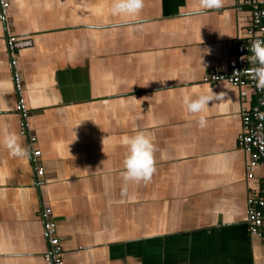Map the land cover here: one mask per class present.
<instances>
[{
  "label": "crops",
  "instance_id": "1",
  "mask_svg": "<svg viewBox=\"0 0 264 264\" xmlns=\"http://www.w3.org/2000/svg\"><path fill=\"white\" fill-rule=\"evenodd\" d=\"M7 1L0 82L10 90L0 124L40 150L43 174L37 184L29 157L0 144V264H45L43 206L64 264H264V244L246 224L247 194L263 168L246 178L239 90L203 81L210 68L230 69L249 11L235 0L206 12L194 11L198 0H144L139 17L122 19L111 0ZM6 28L31 41L15 49L31 145L20 133ZM209 89L228 105L212 104L201 128L182 98ZM137 131L154 136L148 183L121 175L120 142Z\"/></svg>",
  "mask_w": 264,
  "mask_h": 264
},
{
  "label": "built area",
  "instance_id": "2",
  "mask_svg": "<svg viewBox=\"0 0 264 264\" xmlns=\"http://www.w3.org/2000/svg\"><path fill=\"white\" fill-rule=\"evenodd\" d=\"M235 5L237 9L247 10L250 13L246 37L231 44L230 69L223 71L216 67L210 68L205 73L203 81L215 83L223 80L238 87L241 101V129L237 136V145L247 155L246 178L254 177L256 167L262 166L263 168L258 187L250 189L247 194L246 224L248 232L260 238L264 244V91L257 90L255 81L246 71L254 67L248 60L252 55L249 51L252 40L264 39V0H235ZM8 6L7 0H0V20L5 24L9 17ZM6 35L9 49L8 64L17 94L16 111L20 116V133L28 137L31 145L36 138L28 133L29 109L22 94L24 85L15 53V49L28 46L31 41L28 39L18 40L8 28H6ZM28 152L37 184H40L43 174V168L38 163L40 150L30 147ZM40 215L43 231L48 241V249L43 253L45 264H64L63 250L51 208L43 206Z\"/></svg>",
  "mask_w": 264,
  "mask_h": 264
},
{
  "label": "clouds",
  "instance_id": "3",
  "mask_svg": "<svg viewBox=\"0 0 264 264\" xmlns=\"http://www.w3.org/2000/svg\"><path fill=\"white\" fill-rule=\"evenodd\" d=\"M223 4L224 0H198L194 11L219 10ZM143 8L144 0H111L109 11L113 16L133 19L139 17ZM249 51L252 55L248 60L254 67L246 71L255 81L257 90L264 91V39L252 40ZM9 90L10 85L7 82H0V108L6 107L3 96ZM214 103L223 111L227 108L228 100L223 92L214 93L212 89L206 93L185 95L182 98L184 108L190 115L198 118L197 122L201 128L206 126L208 109ZM120 143L127 149L121 173L123 180L126 183L135 184L150 182L156 172L154 136L148 132L137 131L134 135L124 136ZM0 144L9 151L12 157L27 158L28 156L29 150L21 144L19 134L9 130L6 124H0Z\"/></svg>",
  "mask_w": 264,
  "mask_h": 264
}]
</instances>
